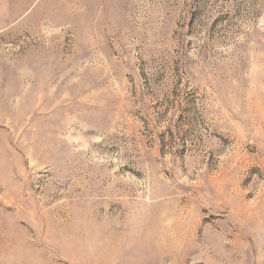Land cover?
Segmentation results:
<instances>
[{
    "label": "rangeland",
    "instance_id": "obj_1",
    "mask_svg": "<svg viewBox=\"0 0 264 264\" xmlns=\"http://www.w3.org/2000/svg\"><path fill=\"white\" fill-rule=\"evenodd\" d=\"M0 264H264V0H0Z\"/></svg>",
    "mask_w": 264,
    "mask_h": 264
}]
</instances>
